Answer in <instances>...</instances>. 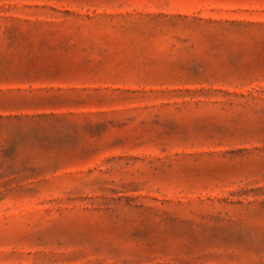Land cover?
Masks as SVG:
<instances>
[{"label": "rangeland", "instance_id": "374dc122", "mask_svg": "<svg viewBox=\"0 0 264 264\" xmlns=\"http://www.w3.org/2000/svg\"><path fill=\"white\" fill-rule=\"evenodd\" d=\"M0 264H264V0H0Z\"/></svg>", "mask_w": 264, "mask_h": 264}]
</instances>
